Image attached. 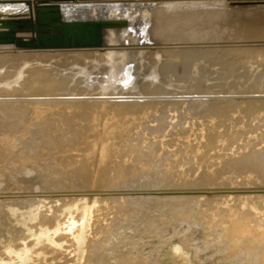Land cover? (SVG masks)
I'll return each mask as SVG.
<instances>
[{"label":"rangeland","instance_id":"rangeland-1","mask_svg":"<svg viewBox=\"0 0 264 264\" xmlns=\"http://www.w3.org/2000/svg\"><path fill=\"white\" fill-rule=\"evenodd\" d=\"M229 9L233 13H231L227 17H222L217 13H212V14L188 13L181 15L175 18L172 22H170V26L171 27L174 26V30L172 31V33H176L177 35H179L180 40L228 38L227 39L228 42L222 40L220 42H217L216 44L203 43V42L185 43L188 41H182L181 43L179 42L165 43L166 47L175 48V49L207 47L209 46V44L211 47L218 46V48L222 49L221 50L222 52L216 51L213 54H206V53L196 54L195 58L192 61V63L194 62L195 67L194 66L193 67L195 71H193L192 75L190 76L189 75L187 77L175 76L172 73L173 69L164 72L163 74L166 75L168 79L172 80V82L170 81L171 82L170 85L172 87L173 93H164V94L153 93L152 95L151 94L143 95L141 93L140 95L139 94H131V95L107 94V96L98 95V94L81 95L78 93L57 94V92L68 91L69 87L65 86L62 87L60 90L52 91L54 92L52 94L51 93L33 94L28 89L23 88L21 83H19L20 85L18 84L19 86H17L14 89L15 92H10V93L7 92L6 94H0V101L28 102V105L29 104L33 105V106L32 105L29 106V109H27L29 111L26 110L24 114L20 116L19 120L15 119L14 121H12V119L10 118L8 119L7 118L8 116H6L3 113V109L0 108V111L2 112L0 121L3 122V123L0 122L3 124L0 125V264H4L6 262V260L3 259H7L5 257L7 255L9 256L8 253L10 251H13V248L14 251L19 248L17 250L19 253L22 252L21 251L22 249L24 250L22 252V256L18 257V255H15L17 259L13 261L14 264H53V263L56 264L55 261H57V264H83V262L84 264H98V262H101V264L104 263L105 264H264V239L258 234L259 232L258 233L253 232V231H257L255 229L259 230L260 227L264 225V174L261 177H259L256 175L255 172L250 170L249 171L245 170L240 173L230 172L229 174V172L225 170L226 171L225 175H228L227 181L228 184L230 185L217 186V185H209L207 183L199 184L195 186H187V187L186 186L177 187L176 186L177 184L174 185V183L177 182L176 180L180 179L181 177H187L194 181L198 178L203 168L202 164L196 160V156H193L191 159H185L183 157L185 156L184 154L187 153L189 150L195 151L197 149V151L195 152L202 151L204 144L209 142L210 139L209 135L211 132H216L218 136L214 138L211 144L212 149L210 151L209 162L207 164V168L210 170L219 161L218 159L222 158L224 154L226 155V153L228 154V156H233L234 154L236 156V154H239L242 151V149L244 150L264 149V146L261 145L264 144L263 142L264 141V134H263L264 133V123H263L264 121V53L260 52L261 54L258 55L256 54L257 56L256 55L250 56V54L246 53L248 56L246 54H244L246 56L244 55L240 56V54L237 53V51L232 52L230 54H225L223 50L224 47L226 48L230 46L239 47V49H242V46H244V44L242 43L239 44V43L243 40L235 39V41H233L234 39L231 40V38L233 37L252 38L255 36L258 37L264 36V20H259L260 24L255 23L256 24L255 26L254 21H256L255 19L256 17L254 18L253 15H245L246 18H243L241 14L234 13V10H232L233 8H229ZM187 26L189 27L186 28ZM176 29L178 30V33L175 32ZM175 37L177 36L174 35L171 37L165 36V38L167 39L170 38L176 39ZM235 42H239V43L234 44ZM15 51L16 50L13 49H0V56L4 54V56H7V60H10L12 63V64L10 62L5 64L4 62L1 63L0 72H4V70L5 71L9 70L10 72L12 68H14L17 71L19 70V68L21 69V67L22 69L20 70V72L22 73L24 72L26 73V75H28L30 71H34L35 69L38 68L42 69L44 67H45L44 69L46 68L48 69L52 68L55 70L65 69L66 71L75 74H85V73L95 74L99 70V65L98 64L96 65L94 61H92V63H87L83 65L75 64V63L63 64L62 61H57L58 56H53L52 57L53 61L38 62V61H34L36 57L34 54H21ZM180 51L181 50L179 49L167 51L166 55L165 56L163 55L162 59H168L169 57L171 59L170 62L175 61L177 64H184L183 62L184 55H181ZM7 54L9 55V57L10 54L13 55L12 57L9 58ZM25 58L26 59L28 58L27 61ZM16 59L18 61H16ZM226 61L227 64L224 65L223 63ZM18 62H21V64H19ZM8 66L10 68H7ZM17 67L18 69H16ZM197 69L198 71H196ZM46 75L55 76L57 78L59 76V74L53 70H48ZM14 80L16 79L12 77L8 81H0V84L2 85L6 82L11 83ZM192 82L194 84L190 85V83ZM191 86L202 87L201 91L203 92H190L192 91ZM226 90H228L229 92H220ZM119 96H122V98H117ZM81 99H85L84 103L82 102L83 104H81L80 102ZM96 99H101V101L95 102ZM120 99H126V100L132 99L137 101L139 104L131 106V108L126 109V111L117 110L119 109ZM165 99L167 101H165ZM191 99H196L201 101L209 100V99L210 100L217 99L220 101L215 102L213 104L211 102L209 104L210 107H208L209 105H207L206 107H202L201 110L199 107L197 108V106H194L192 109H190L188 101H190ZM115 100L118 102H116ZM224 100L227 102L231 100H235V101L238 100L237 101L238 104L237 102L231 104L230 106L232 107H230V111L228 113H224L222 111L220 113L215 114L216 110L214 111L212 110V108H215V106L217 108L219 107L221 108L223 104H225L223 103ZM164 102L165 104H163ZM185 102L186 104H184ZM58 104H60L59 105L60 107L58 106ZM85 104L87 105L83 106ZM145 104H147V106ZM159 104L162 106H160ZM50 105L51 107H48ZM80 105H82L83 107ZM112 105L114 111L113 113L111 112ZM217 105L220 106L218 107ZM45 106H47L49 109L46 108ZM95 106L97 109H94ZM98 106H99V110H98ZM56 107H59L58 109L62 111V112L59 111L60 114ZM84 107H87V109ZM100 107L102 109L104 107L106 112L104 109L103 111L105 113L102 110H100ZM146 107L150 110L153 109V111L156 109L155 110L156 112L155 111L152 112L150 116V111L145 110L149 113V115L147 116V113H145L144 111V109H147ZM30 108H32V110H30ZM78 108L81 110L79 114H78L79 112ZM115 108L117 112L119 111L117 114L114 110ZM186 108L188 113L185 112ZM82 109H84L87 112L88 110H93L92 111L93 115L90 117L92 119H90L89 117H88L89 119H87V116L85 115L86 113ZM203 109L204 110L207 109V111L210 110L213 115L207 116V118L206 117L202 118V116H200L199 113H201V111H204ZM63 110H66L70 114L68 113L69 114L68 115L67 112H65V114H67L65 115ZM54 111H56V113L59 115H57ZM82 111L84 114H82ZM124 111L125 113L122 114ZM27 112L30 113V121L33 120L31 118L35 116L34 121L31 124L32 127L29 124L31 122L28 120V117L26 118V116L29 115ZM98 112H101V114ZM138 112H142V113L144 112V114L146 115L145 118L141 119L142 113L139 114ZM62 113L63 115H61ZM110 113L111 115H113V117L108 115ZM155 113H157L158 115L157 116L153 115ZM186 113L190 117H188ZM54 114H56L57 116L60 115L61 116L57 117ZM77 114L80 115L81 117L80 116L77 117L78 116ZM97 114L98 116L101 115L103 117L106 116V114L108 116L104 117L103 120V117L101 116L98 117ZM130 114L131 115L136 114V116H140V117H138L137 119L135 115H132L133 117L130 116L131 122H129L130 117L129 116L127 117V115ZM144 114H142V116ZM175 114H177L176 117L174 116ZM51 115L54 116L52 117ZM121 115H123V118ZM124 115H125V120H127V122L123 120ZM55 116L58 118L57 119L58 122H60L61 120V119L59 120V118L63 117L62 119L64 121L62 120V122L66 121V125L65 123L64 124L58 123L59 124L58 125ZM70 116H71V120H70ZM93 116L96 117L93 118ZM109 116L112 119H110ZM115 116L116 118L117 117L119 118V116L121 117L120 119L117 118L118 119L117 120L116 118H114ZM42 117L44 119H42ZM64 117L66 118V120ZM155 117L156 119H154ZM105 118L106 119L109 118L111 121L113 120V122L108 121L109 119L105 120ZM146 118L148 119V121ZM164 118L170 120L167 121ZM174 118H176V120ZM188 118H190L189 123L187 121ZM215 118L217 122L215 121ZM77 119L78 120L81 119V121L87 120V122L88 121L91 122L90 123L91 128L90 126L89 128L90 130L92 129V131L93 130L96 131L97 129H100V127H102L101 128L102 133L101 131L99 132L101 133V136H99L98 131L97 133L94 131L95 133L93 134L95 136L93 134H90L92 133V131L88 132L89 128H87L89 122L85 124V121L81 122L78 121ZM93 119L95 121H93ZM97 119L98 122H96ZM25 120L27 122L29 121L28 122L29 125ZM115 120H117V122H115ZM154 120H156L155 124L158 123L157 125L154 124ZM163 120L166 123H164ZM210 120L213 121L210 122ZM36 121L37 122L39 121V124L36 123ZM71 121H75L76 123H78L76 124L75 122H73L75 123L74 125L76 127L72 125ZM100 121H102L101 125L103 126L100 125ZM106 121H108V123H105ZM121 121L123 122V124ZM144 121H146L147 123L150 121V123L152 124L150 123L148 124L152 126L154 125L156 127L154 128L155 130L152 128V126L147 125ZM171 121L174 122L175 124L170 123ZM186 121L188 124H190V126L186 125L187 124ZM191 121H194L192 122L194 123L192 124V126L190 123ZM214 121L216 122L215 124L213 123ZM7 122L8 124H6ZM11 122L13 123L11 124ZM22 122H24V124ZM70 122L72 126L70 125ZM110 122L114 125L111 126L112 128L111 127L109 128ZM118 122H121V124ZM125 122L127 125L125 124ZM135 122L138 123L139 127L142 126L141 129L138 128L136 124H134ZM142 122H144V124L141 125ZM25 123L27 125H25ZM52 123L56 125L55 127L56 130L51 129V128L54 129ZM67 123L69 124V127L70 126L72 127V128L70 127L71 129L68 128ZM114 123H116L117 125ZM129 123L131 124V126L133 124L137 126V127L135 126L134 129L135 132L133 131L135 134H137V136L135 135L137 139L135 138L136 140L134 141L132 140V142L133 143L135 142V144H131V142L130 143L127 142L128 144H131V145H127L126 143L127 139L126 140L124 139L125 142L122 140V142L119 143L118 141H120L121 138L123 137H126L128 138V140L131 141L132 139L131 131L133 130L134 125L132 126L133 128L130 127L132 130L129 129L131 132L130 135L128 133L129 132L128 127L130 126ZM169 123L170 125L168 126L167 124ZM50 124L52 125V127ZM81 124L83 128L79 126ZM164 124H166L167 126ZM177 124H178V128H180L177 133L180 134L179 132H181L184 135L183 136L182 134H180L182 138L183 137L189 138L190 140L189 139L187 140L190 141L189 142L190 144L188 143L187 140L185 141L184 138H183L184 141L181 138L177 139V137L178 138L180 137L179 135H176L177 134L176 131L178 130V128L175 126H177ZM40 125L44 126V130H42L43 127H41ZM45 125H47L48 127H46ZM161 125L164 126L161 128ZM171 125L175 127L176 131ZM235 125L237 127L239 125L240 126L237 128ZM241 125L242 128H246L251 125L249 127V129L250 128L251 129L250 130L248 128L247 130L239 129L241 128ZM29 126L31 127V129H28ZM115 126H118V128H116ZM148 126H150L151 128ZM184 126H186V128L194 127V128H190L192 133L191 131H188V129L183 130L182 128ZM3 127L5 128L3 129ZM61 127L63 131L61 130ZM65 127L68 130L65 129ZM144 127L147 128L146 132L147 131L150 132V133L144 132L147 136L145 134H144L145 136H142L143 135L142 131H145ZM167 127H170L169 128L170 130H167L168 129ZM25 128H27V130H30L27 132V135ZM171 128L175 131L176 134H174V131L171 130ZM233 128H236V130ZM45 129L48 130L50 129L53 135H49L48 133L50 130L48 131ZM80 129L82 130L84 129V131L82 132ZM138 129H140L142 133L139 132ZM152 129L154 131H152ZM162 129L165 130L163 131ZM218 129L221 130L219 131ZM12 130L14 131V133H8V132H13ZM121 130L123 132L128 131L127 132L128 134L126 133L127 134L126 135L124 133L125 136H123V132L121 133ZM185 130H187V132H185ZM200 130L202 131L200 132ZM45 131L48 133L46 134ZM85 131L88 133L87 137L84 134ZM136 131L138 133H136ZM161 131L164 133V136L163 135L161 136L162 134ZM165 131H168L167 133L170 132L169 135L173 134V136L176 135L177 137L176 136L173 137L172 135L168 136L165 133ZM29 132L32 134L31 137ZM64 132H66V134H64ZM153 132H156L158 137L161 138L162 141L165 140V138L170 137L169 139L167 138L168 140L166 139V141H171V142L168 143L165 142V144L166 143L167 144L166 145L164 144L165 146L163 145V147L165 148L169 147L170 149L169 148L168 149L171 151L167 149L164 150V148L162 149L163 151L160 150L159 144H161V148H162V144L164 142L159 143L161 142V139L160 141H158L159 139L155 138L157 135L152 136ZM188 133L190 136L187 135ZM203 133L204 135H202ZM233 134H237L238 136L236 137V139L230 141L229 137L232 136ZM252 134L256 135V137ZM193 135L196 137V139L195 137H193ZM65 136L68 137L66 138V140L65 138H61ZM128 136L131 137V139H129ZM140 136L145 137V140H143L142 137L141 139H139ZM203 136L205 140L202 138ZM84 137L86 138L87 141L85 140ZM98 137L101 138V141ZM117 137H120V139ZM146 137L149 139H146ZM153 137L155 138V143ZM162 137H164V139ZM16 138H18V140ZM89 138H92L90 141L94 140L93 141L94 147H93V143H91L92 144L91 146L93 148H91L90 143H88ZM138 139L140 140V142L145 141L146 143L149 142L150 139H152L153 142L149 143L148 145H146V143L144 142V145L146 146H144L143 147L144 149L142 150V146L140 142L138 143L139 141ZM219 139L221 140V142H219ZM11 140L13 141L11 142ZM97 140H99V143L102 142L100 143V146L99 144L97 145L98 142ZM175 140L177 143H175ZM223 140L224 141L227 140V141L224 142ZM22 141L24 143H21ZM117 142L119 143V145ZM216 142L218 146L215 145ZM103 143H105L107 146L104 145ZM122 143L123 145L125 143L127 145L126 147L128 148L129 146V148L126 150V147L124 146V148L122 149L121 148L123 147ZM153 143L157 145H153ZM176 144L177 145L179 144V147ZM96 145L98 148H96ZM132 145L135 146L136 148L134 149ZM174 145L177 146L176 150H174L175 149ZM94 148L100 149L98 150L97 154L95 152L96 149ZM140 148L141 151L143 152V153L141 151L139 152L141 155L137 153L140 150ZM91 149H94V151H92ZM121 150L124 152V154L122 153ZM148 150H149V154H148ZM102 151L104 152V154ZM117 151L119 152L118 154ZM131 151L136 155L135 154L131 155L132 154ZM230 153H232L233 155ZM98 155L99 157L97 162V158L95 157ZM130 155L132 156V160ZM161 156L163 157L164 161L161 158ZM174 156L178 158H174ZM128 157H130L129 160H127ZM197 157L199 158V156ZM94 158H95V162L94 160H90ZM118 158H121L120 163L122 164L119 163L120 159ZM80 160L87 161L88 163H90L89 173L85 172L83 174H80L78 171L76 172V168H77L76 165L77 162ZM114 160L115 161L118 160V162H115ZM134 160L136 162H134ZM100 163L103 164L101 165ZM116 163L120 165L118 164L116 165ZM92 164L94 166L93 168H91ZM108 164L111 167L108 166ZM112 165L115 167H113ZM121 165L123 167L134 166L135 170L127 178H124L123 180L121 179L118 183L113 184L116 186L110 188H100L101 185L106 183L104 182L106 181L105 178L109 177L110 173L115 168H120L119 166ZM100 166H104V167H100ZM228 168L232 169V167H228ZM45 171L48 172L46 173ZM49 171L51 172L49 173ZM71 171L73 172L72 175L69 174ZM171 172L175 173V177L174 179H172L175 182H173L170 178H167L168 175L170 176L171 174H173ZM69 181L73 184H70ZM75 182L79 183L83 187H88V189L70 188L74 185ZM201 183H205V181H202ZM245 183H249L250 185L248 186L240 185ZM30 185H33L34 187L32 188V186ZM29 186L31 189L28 188ZM62 186L65 188H63ZM66 186H68L67 188L69 189H66ZM183 190H185L188 193H186ZM251 190L253 191V193ZM248 191L249 192L251 191V193L249 194ZM183 192L185 193L183 194ZM260 193L263 194L261 196L254 195ZM108 194L115 196V200H114L115 204H118L120 207L116 205L117 208L115 209L116 210L118 209L117 211L115 209L114 211H109L110 214L114 213L112 215H110L108 212L109 216H106L107 213L106 214L104 213V219L106 220L107 218V221L110 224V228L108 227L107 230L105 229L106 227L105 225L107 224V226H109V224L106 221V224H104L103 226L105 220L101 219L103 216L97 215L98 205L94 199L96 197L102 198V196L104 197L105 195ZM56 196H58V198ZM212 197L215 198L220 197V199L218 200V202H216L214 206L207 208L206 203ZM103 199L111 201V199H107L106 197H104ZM63 200L65 202H63ZM67 200H69L71 204H69L70 202ZM237 200L239 201L238 202L239 204L238 203L233 204ZM256 200L262 202V206L261 205L258 206V204H256ZM247 204L250 205L249 208H252L251 212L247 213V217L249 219L250 225L253 228L252 229L253 231L251 232L238 231L234 234L229 233L225 220L219 217L220 214L218 212L220 211V209L221 210L231 209L232 214H238L239 212L242 213L244 209H247L246 208ZM139 215L141 216L139 217ZM116 216L118 218H116ZM120 217L122 218V220ZM103 220L104 222H102ZM128 220H130V222ZM100 222H102L101 223L102 225L100 224V226L98 225L99 227H97L96 224H99ZM154 224L156 225L154 226ZM94 227L95 230H93ZM99 228L102 231L101 233L99 232L100 231ZM92 230L93 232L91 233L93 235H96L94 237L92 234H90V231ZM115 230L116 232H114ZM151 230L153 232H151ZM51 232L52 234H50ZM84 232L85 235L87 233L86 236H84ZM58 233H60L61 235L59 234L58 236ZM76 235L78 237H76ZM61 239L63 240V242H61L62 241ZM69 239L70 240L74 239V240L70 241ZM97 240H99V243L102 242L103 245L102 244L99 245ZM90 241L92 242L90 243ZM40 245L42 246L41 248ZM85 246L90 247V249L86 248ZM47 249H50L53 253H50L51 255L50 254L46 255V253L48 254L49 252H51L50 250ZM42 250L44 251L47 250V251L43 253ZM83 250L86 251L85 252L86 254H83L84 252ZM59 252H61V254ZM93 253H95L96 255ZM98 254H101V256L99 255L101 258H98L99 257ZM33 256L35 259L33 258ZM53 258L55 260H53ZM88 259H90L89 260L90 262H86V260ZM67 260L70 261L68 262Z\"/></svg>","mask_w":264,"mask_h":264},{"label":"bare ground","instance_id":"bare-ground-1","mask_svg":"<svg viewBox=\"0 0 264 264\" xmlns=\"http://www.w3.org/2000/svg\"><path fill=\"white\" fill-rule=\"evenodd\" d=\"M126 1V3H120V2H125ZM254 1V3H252V0H97V1H84V0H67V1H52V2H47V4H57L58 5V8H59V10H60V13H61V19L62 20H100V19H109V20H124V24H113V25H111V26H105V27H102L101 28V42H100V44L99 45H88V46H80V47H63V48H46V47H19V46H16L14 43H4V42H0V49H13V50H16L17 52H19V53H21V54H34L36 57H35V59H34V61H38V62H45V61H53L52 59V57L53 56H58V60L57 61H62L63 62V64H65V63H75V64H80V65H83V64H87V63H92V61H94L95 63H96V65L98 64L99 65V70L95 73V74H93V73H85V74H75V73H71V72H68V71H66L65 69L64 70H55V69H52V68H50V69H48V68H46V69H44V68H42V69H40V68H38V69H35L34 71H30L29 72V74L28 75H26V73H22V72H20V70L22 69V67H21V69L19 68V70H15L14 68H12L11 70H10V72H9V70H4V72H0V81H8L10 78H12V77H14V79H16V80H14L13 82H11V83H8V82H6V83H4V84H0V94H6L7 92H15L14 91V89L17 87V86H19L20 84L19 83H21V85H22V87L23 88H25V89H28L29 91H31L33 94H48V93H54V92H52V91H55V90H60L62 87H69V90L68 91H65V92H57V94L59 93H61V94H76V93H78V94H98V95H106L107 96V94H110V95H113V94H117V95H128V94H139L140 95V93L141 94H153V93H157V94H164V93H173L172 92V87H171V85H170V83L172 82V80L171 79H168L167 78V76L166 75H164L163 73L164 72H166L167 70H171V69H173V71H172V73L175 75V76H182V77H187L188 75L190 76V75H192V72L193 71H195V69H194V62L192 63V61H193V59L195 58V55L196 54H213V53H215L216 51H218V52H222L221 50L222 49H220V48H218V46H216V47H211L210 46V44H209V46H207V47H199V48H170V47H166L165 46V43H171V42H179V43H181L182 41H188V42H185V43H197V42H203V43H217V42H220V41H222V40H225V41H227V39L228 38H225V39H216V38H206V39H194V40H180V36L179 35H177L176 33H172V31L174 30V26H170V22H172L175 18H177V17H179V16H181V15H184V14H188V13H190V14H193V13H205V14H212V13H217V14H219L220 16H222V17H227L228 15H230L231 13H233V12H231L230 11V9L229 8H233L232 10H234V13H236V14H241L242 16H243V18H246L245 17V15H253V17L256 19V21H254V25L256 26V24L255 23H259L260 24V21L259 20H264V0H253ZM258 2H262V3H258ZM38 4H41L40 2H37V0H0V20H2L3 18L4 19H9L8 20V22H6L5 24H7V25H9V24H12L11 22H9V21H12V20H18V19H29V20H35L36 19V15H37V5ZM103 4H105V7H110L109 8V10L108 11H104V12H101L100 11V9H101V6L103 5ZM135 5V7H133V8H131V10H128V11H124V9L123 8H121V7H124V8H126V7H128V5ZM151 4H154V6L153 7H151V8H149V5H151ZM66 5H74V6H76V5H78V6H81V5H84V6H82V7H73V8H70V7H66ZM113 6V7H112ZM114 6H117V7H114ZM144 7V8H143ZM142 8V9H141ZM11 14H14V15H11ZM1 23V22H0ZM13 28H10V31L12 32L11 34H0V36H2V37H7V36H11V38H18L19 40L20 39H32V36L35 34V32L32 30V29H25V30H23V29H20L19 27H17V26H12ZM189 26H187L186 28H188ZM197 28H198V26H197ZM3 29H6V28H0V30H3ZM15 29H18L17 31H15ZM175 32H177L178 33V30L176 29V31ZM177 36V37H175L176 39H173V38H170V39H167V38H165V36H169V37H171V36ZM203 36V35H202ZM232 39H234L233 41H235V39L236 40H243V41H241L240 43L239 42H235L234 44H236V43H239V44H244V46H242V49H239V47H224V52H225V54H230V53H232V52H235V51H237V53H239L240 54V56L241 55H244V54H246V53H248V54H250V56H253V55H258V54H261L260 52H262V53H264V36H255V37H250V38H240V37H233V38H231V40ZM244 39H246V40H244ZM230 40V39H229ZM230 40V41H231ZM39 42H38V44L37 45H39V46H41V45H45L46 43L44 42V40H42V38H39V40H38ZM224 42V41H223ZM228 42V41H227ZM221 44H223V43H221ZM231 44V43H230ZM206 45V44H205ZM238 45V44H237ZM253 45V46H252ZM173 46H174V44H173ZM188 46V45H187ZM222 46V45H221ZM259 46V47H258ZM254 48V49H253ZM177 49H179V50H181L180 51V54L181 55H184L183 56V62H184V64H177L175 61H172V62H170L171 61V59L168 57V59H162V57H163V55L165 56L166 55V52L167 51H170V50H177ZM3 51V50H2ZM8 51V50H7ZM15 51V52H16ZM7 53V52H6ZM220 54V53H219ZM8 55V54H7ZM13 55V54H12ZM12 55L10 54V57H12ZM247 55V54H246ZM246 55H244V56H246ZM256 55V56H257ZM23 56V55H22ZM217 56H219V55H217ZM248 56V55H247ZM8 57H9V55H8ZM9 57V58H10ZM27 57V56H26ZM11 59H13V58H11ZM22 59V58H21ZM26 59V58H25ZM28 59V58H27ZM27 59H26V61H27ZM7 56H4V54L2 55V56H0V64L1 63H3L4 62V64L5 63H8V62H10L11 63V61L10 60H7ZM23 60V59H22ZM16 61H18L17 59H16ZM25 61V60H24ZM25 61V62H26ZM55 61V60H54ZM66 61V62H65ZM68 61V62H67ZM19 64H21V62H18ZM12 64V63H11ZM17 64V63H16ZM24 64V63H23ZM34 64V63H33ZM224 65H226L227 64V61L226 62H224L223 63ZM7 66V65H6ZM13 66V65H12ZM26 66V65H25ZM25 66H23V67H25ZM194 66V67H193ZM27 67V66H26ZM132 67H133V69H132ZM7 68H10L9 66L7 67ZM200 68V67H199ZM198 68V69H199ZM16 69H18V67L16 68ZM198 69L196 70V71H198ZM25 70V69H24ZM48 70H53V71H55V72H57L58 74H59V76H58V78L57 77H55V76H47L46 74H47V71ZM203 72H204V70H203ZM168 74V73H167ZM170 74V73H169ZM22 75V76H21ZM258 76V75H257ZM163 80V81H162ZM162 81V82H161ZM171 81V82H170ZM19 84V85H18ZM192 84H194L193 82L192 83H190V85H192ZM201 89H202V87H198V86H191V90L192 91H190V92H203V91H201ZM174 90V89H173ZM205 92H208V91H205ZM220 92H229L228 90H226V91H220ZM156 95V94H155ZM168 95V94H167ZM72 96V95H71ZM85 96V95H84ZM95 97V96H94ZM117 98H122V96H119V97H117ZM164 99V98H163ZM111 100V99H110ZM114 100V99H113ZM226 100V99H225ZM223 101V103H225V104H223V106H225V107H219L218 105V107L219 108H217L216 106H215V108H212V110H216V112H215V114H217V113H220V112H224V113H228L229 111H230V107H232V106H230L231 104H233V103H236L237 101H235V100H231V101ZM84 101H85V99H81L80 100V102H81V104H83L84 103ZM89 101V100H88ZM101 101V99H96L95 100V102H100ZM116 101V100H115ZM165 101H167L166 99H165ZM220 100H217V99H212V100H204V101H201V100H196V99H191L190 101H188V103H189V107H190V109H192L194 106H197V108L199 107L200 109L202 108V107H206L207 105H209L211 102H212V104L213 103H215V102H219ZM83 102V103H82ZM116 102H118V101H116ZM120 105H119V109H117V110H125L126 111V109H129V108H131V106H133V105H138L139 103L137 102V101H135V100H132V99H120ZM142 102V101H141ZM87 103V102H86ZM104 103V102H103ZM102 103V104H103ZM162 103V102H161ZM176 103H178V102H176ZM117 104V103H116ZM163 104H165V102L163 103ZM184 104H186V102L184 103ZM237 104H238V102H237ZM28 102H7V101H0V108L1 109H3V113L6 115V116H8L7 118L9 119H12V121H14L15 119H20V116L22 115V114H24V112L27 110V109H29V106L30 105H32V104H29L28 106ZM36 105V104H35ZM60 104H58V106H59ZM87 104H85V105H83V106H86ZM94 105H96V104H94ZM106 105V104H105ZM146 106H147V104H145ZM160 105V104H159ZM158 105V106H159ZM33 106V105H32ZM80 106H82V105H80ZM79 106V107H80ZM82 106V107H83ZM93 106V105H92ZM156 106V105H155ZM160 106H162V105H160ZM46 108H48V107H51V105L50 106H45ZM60 107V106H59ZM59 107H56L57 109L59 108ZM64 107V106H63ZM101 107H102V105H101ZM100 107V110H102L103 111V109H104V107H103V109ZM114 107H116V106H114ZM149 107H150V105H149ZM185 107V106H184ZM208 107H210V105L208 106ZM207 107V108H208ZM241 107V106H240ZM36 108H38V107H36ZM56 108H55V110H56ZM76 108H77V105H76ZM84 108H86L87 109V107H84ZM111 108V107H110ZM116 108H118V107H116ZM116 108L114 109L115 110V112H116V114L119 112H117L116 111ZM147 108V107H146ZM49 109V108H48ZM53 109V108H52ZM79 109V108H78ZM77 109V110H78ZM89 109V108H88ZM91 109V108H90ZM94 109H97L96 108V106H95V108ZM139 109V108H138ZM144 109V108H143ZM205 109V108H204ZM203 109V110H204ZM236 109V108H235ZM30 110H32V108H30ZM86 114V116H87V119H89L93 114H92V111L93 110H88V112L87 111H85L84 109H82ZM98 110H99V106H98ZM105 110V109H104ZM108 110V109H107ZM145 110H149L150 111V116H151V113L152 112H154L153 111V109H144V111ZM202 110V109H201ZM27 111H29V110H27ZM60 110L58 109V112H59ZM64 111V114H65V112H67L66 110H63ZM83 111H82V114H84L83 113ZM97 111V110H96ZM101 111V112H102ZM125 111L122 113V114H124L125 113ZM147 111H145V113H147V116L149 115V113L147 112ZM252 111V110H251ZM37 112V111H36ZM55 113H56V111H54ZM60 112H62V111H60ZM60 112H59V114H60ZM75 112H77V111H75ZM75 112H73V113H75ZM81 112V110L79 109V112H78V114ZM94 112H95V110H94ZM101 112H98V113H100L101 114ZM104 112V111H103ZM102 112V113H103ZM105 112H106V110H105ZM104 112V113H105ZM111 112L113 113L114 111H113V105H112V109H111ZM137 112V111H136ZM156 112V111H155ZM165 112H167V111H165ZM182 112H183V110H182ZM185 112H187L188 113V111H187V108L185 109ZM199 112H200V110H199ZM232 112V111H231ZM2 112L0 111V117L2 116V114H1ZM29 115H27L26 116V118L28 117V120L30 121V113L29 112H27ZM27 113H25V114H27ZM69 112H67V114H68ZM132 113V112H131ZM135 113V112H134ZM139 114H141L142 112H138ZM157 113H159V112H157ZM157 113H155V114H153V115H155V116H157L158 114ZM186 113V114H187ZM233 113V112H232ZM231 113V114H232ZM57 114V113H56ZM56 114H54V115H56ZM59 114H57V115H59ZM67 114H65V115H67ZM70 114V113H69ZM68 114V115H69ZM77 114V115H78ZM81 114V115H82ZM99 114V115H100ZM129 114V113H128ZM142 114H144V112L142 113ZM142 114H141V119H143V118H145V114L142 116ZM184 114V113H183ZM185 114V115H186ZM234 114V113H233ZM54 115H51L52 117L54 116ZM56 115V116H57ZM61 115H63V113L61 114ZM60 115V116H61ZM72 115V114H71ZM108 115H110L111 117H113V115H111V113L110 114H108ZM107 114H106V116H104V117H107L108 116ZM114 115H115V113H114ZM120 115V114H119ZM126 115V114H125ZM125 115H124V119L123 120H125ZM132 115H135L136 116V114H132ZM131 114L130 115H127V117L129 116H131V117H133ZM176 115L177 114H175L174 116L176 117ZM196 115V114H195ZM199 115L200 116H202V118H207V116H212L213 114L211 113V111L209 110V111H207V109L206 110H204V111H201V113H199ZM46 116V115H45ZM55 116V117H56ZM60 116H57V117H60ZM80 115H78L77 117H79ZM84 116V115H83ZM86 116H85V118H86ZM97 116H98V114H97ZM101 116V115H100ZM100 116H98V117H100ZM110 116H109V118H110ZM122 116V118H123V115H121ZM121 116H119V118L118 119H120V117ZM168 116V115H167ZM187 116L188 117H190L188 114H187ZM32 117V116H31ZM34 117L35 116H33V118H31V119H33V120H31L30 122L31 123H29L30 125L32 124V122L34 121ZM54 117V118H55ZM56 117V120L58 119ZM81 117V116H80ZM89 117V118H88ZM96 116H93V118H95ZM101 117H103V116H101ZM104 117H103V120H104ZM126 117V118H127ZM131 117H130V119H129V122H131ZM138 117H140V116H136V118L138 119ZM14 118V119H13ZM63 118V117H62ZM62 118H59V120H60V122H58V120L56 121L57 122V124L59 123V124H64L65 123V125H66V121L65 122H62ZM65 118V117H64ZM109 118H105V120H108ZM114 118H116V116L114 117ZM116 118V119H117ZM148 118V117H147ZM146 118V119H147ZM192 118V117H191ZM211 118V117H210ZM225 118V117H224ZM42 119H44L43 117H42ZM46 119H47V117H46ZM53 119V118H52ZM90 119H92V118H90ZM100 119V118H99ZM102 119V118H101ZM110 119H112V118H110ZM108 120V121H111V120ZM117 119V120H118ZM137 119H134V120H137ZM140 119V118H139ZM140 119V120H141ZM154 119H156V117L154 118ZM165 119V118H164ZM175 120H176V118H174ZM190 118H188V123H189V120ZM195 119V118H194ZM197 119V118H196ZM212 119V118H211ZM55 120V119H54ZM65 120H66V118H65ZM70 120H71V116H70ZM74 120H76V119H74ZM78 120V119H77ZM117 120H115V122H117ZM145 120V119H144ZM165 120H167V119H165ZM170 119H168L167 121H169ZM185 120V119H184ZM192 120V119H191ZM207 120V119H206ZM214 120V119H213ZM212 120V121H213ZM245 120V119H244ZM26 121V120H25ZM24 121V122H25ZM28 121V122H29ZM43 121H46V120H43ZM42 121V122H43ZM47 121H49V120H47ZM64 121V120H63ZM67 121H68V119H67ZM78 121H81V119L80 120H78ZM85 121V120H84ZM84 121H81V122H84ZM92 121V120H91ZM93 121H95L94 119H93ZM108 121H106L105 123H108ZM126 122H127V120H125ZM147 121H148V119H147ZM164 121V120H163ZM187 121H186V123H187ZM211 120H210V122H212ZM215 121H216V118H215ZM213 122L214 124L217 122ZM258 121V120H257ZM0 122H2V121H0ZM6 122V121H5ZM24 122H22L23 124H24ZM27 122V121H26ZM28 122H27V124H28ZM41 122V123H42ZM51 122V121H50ZM53 122H55V121H53ZM72 122V125H74L76 122L75 121H71ZM71 122H70V125H71ZM73 122H75V123H73ZM89 122V121H88ZM87 122V120L85 121V124L86 123H88ZM96 122H98V119H97V121ZM111 122H113V120L111 121ZM110 122V125H109V128L111 127V126H114L112 123ZM122 122V121H121ZM121 122H118V123H120L121 124ZM126 122H125V124H126ZM147 125H150V124H152V123H150V121L148 122V123H150V124H148L146 121H144ZM144 122H142L141 123V125L142 124H144ZM192 122H194V121H191L190 123H191V126H192V124H194V123H192ZM199 122V121H198ZM205 122V121H204ZM243 122V121H242ZM245 122V121H244ZM3 123V122H2ZM2 123H0V125L2 124ZM13 122H11V124H12ZM36 123H38L39 124V121L37 122L36 121ZM35 123V124H36ZM40 123V124H41ZM44 123V122H43ZM91 122H89L88 123V127L87 128H89V126L91 125L90 124ZM101 123H102V121H100V125H101ZM156 123V120H154V124ZM164 123H166L165 121H164ZM170 123H173V124H175L174 122H170ZM170 123L169 124H167L168 126L170 125ZM185 123V124H186ZM186 124V125H188V126H190V124ZM200 123V122H199ZM201 123H202V121H201ZM206 123V122H205ZM204 123V124H205ZM219 123V122H218ZM255 123V122H254ZM263 123H264V121H263ZM5 124V123H4ZM6 124H8V122L6 123ZM22 124V125H23ZM26 123H25V125H27ZM28 124V125H29ZM34 124V123H33ZM47 124H49V123H47ZM53 124V123H52ZM58 124V125H59ZM68 124V123H67ZM76 124H78V123H76ZM83 124V123H82ZM82 124L81 125H79V126H81L82 127ZM112 124V125H111ZM114 124H116V123H114ZM119 124V125H120ZM122 124H123V122H122ZM130 124V123H129ZM134 124H136L137 126H138V123H134ZM133 124V125H134ZM158 124V123H157ZM157 124H155V125H157ZM242 124H244V123H242ZM252 124V123H251ZM3 125V124H2ZM51 125V124H50ZM64 125V126H65ZM71 125V126H72ZM84 125V124H83ZM92 125H93V122H92ZM96 125H97V123H96ZM117 125V124H116ZM127 125V124H126ZM125 125V126H126ZM132 125V126H133ZM136 125H134V128L131 126V124H130V126L128 127V130L129 129H131L130 127H132L133 128V130L130 132V130H129V134L131 133L132 134V139H131V137H129V139H131V141L130 140H128V138H126V137H123V138H121V140L120 141H118L119 143H121L122 142V140L124 141V139L126 140L127 139V141H126V143L128 142V143H130L131 142V144H135V142L133 143L132 142V140L134 141V140H136L137 138H136V136H137V134H135L134 132H135V126ZM164 125H166V124H164ZM163 125V126H164ZM166 125V126H167ZM233 125H234V123H233ZM38 126V125H37ZM41 127H43V129L42 130H44V126H42V125H40ZM46 127H48L47 125H45ZM60 126H62V125H60ZM68 126V128L69 129H71L70 127H69V124L67 125ZM101 126H103V125H101ZM107 126V125H106ZM105 126V127H106ZM136 126V127H137ZM150 126H152V125H150ZM150 126H148V127H150ZM162 125H161V128L163 127ZM172 127H173V125H171ZM170 126V127H171ZM175 126V125H174ZM236 126V125H235ZM240 126V125H239ZM238 126V127H239ZM244 126V125H243ZM251 126V125H250ZM249 126V127H250ZM19 127V126H18ZM31 127H32V125H31ZM31 127L29 126V128L28 129H31ZM51 127H52V125H51ZM53 127H54V129L53 128H51L52 130H56L55 129V127H56V125L55 124H53ZM59 127V126H58ZM74 127H76L75 125H74ZM94 127H96V126H94ZM116 128H118V126H115ZM120 127V126H119ZM142 127V126H141ZM141 127H139L138 126V128H140L141 129ZM170 127H167L168 129L167 130H170L169 128ZM175 127H177L178 128V124H177V126H175ZM175 127H173L174 129H175ZM185 127V128H184ZM182 129L184 130V129H188V131H191V129L190 128H194L195 127V125H194V127H188V128H186V126H184ZM203 127V126H202ZM237 127V126H236ZM237 127V128H238ZM249 127H246V128H242V125H241V128H239V129H246L247 130V128L249 129ZM5 127H3V129H4ZM7 128V127H6ZM27 128H25L26 130V135H27V132L28 131H30V130H27ZM78 128V127H77ZM77 128H74V129H77ZM83 128V127H82ZM90 128H91V126H90ZM90 128H89V130H88V132L89 131H92V129L90 130ZM93 128V127H92ZM102 127H100V129H101ZM112 128V127H111ZM116 128H114V129H116ZM125 128V127H124ZM124 128H122V129H124ZM145 128V127H144ZM151 128V127H150ZM149 128V129H150ZM152 128L154 129V128H156L154 125L152 126ZM159 128V127H158ZM200 128V127H199ZM33 129V128H32ZM34 129H36V128H34ZM65 129H67L66 127H65ZM100 129H97L96 131L95 130H93L92 131V133H90V134H93V133H97V131H98V134H99V136H101V133H102V129L100 130ZM121 129V128H120ZM140 129H138L139 130V132H141V130ZM152 129V131H154ZM179 129L180 128H178V130L176 131V129H175V131H176V133L179 131ZM222 129V128H221ZM221 129H218L219 131L221 130ZM230 129H231V127H230ZM233 129H235L236 130V128H233ZM232 129V130H233ZM251 129V128H250ZM249 129V130H250ZM7 130V129H6ZM45 130H48V129H45ZM50 130V129H49ZM48 130V131H49ZM61 130H62V127H61ZM68 130V129H67ZM79 130V129H78ZM82 132L84 131V129L82 130V129H80ZM118 130V129H117ZM137 130V129H136ZM144 130V129H143ZM146 130H147V128H145V131H142L143 132V135L142 136H145L146 134L145 133H147L146 132ZM163 130V129H162ZM165 130V129H164ZM163 130V131H164ZM171 130H173L172 128H171ZM183 130H182V132H183ZM199 130V129H198ZM197 130V131H198ZM203 130V129H202ZM202 130H200V132L202 131ZM208 130H210V129H208ZM217 130V131H218ZM13 131V130H12ZM23 131V130H22ZM63 131V130H62ZM72 131H73V129H72ZM95 131V132H94ZM101 131V133H99ZM103 131H104V129H103ZM106 131V130H105ZM134 131V132H133ZM174 131V130H173ZM175 131H174V134H176L175 133ZM229 131V130H228ZM262 131V130H261ZM46 132V131H45ZM51 130L49 131V133L48 132H46V134L48 133L49 135H53V133L51 132ZM55 132V131H54ZM71 132V131H70ZM86 132V131H85ZM84 132V134H85V136L87 137V132L85 133ZM123 131L121 130V133H122ZM127 132H123V136H125L124 135V133L126 134ZM141 132V133H142ZM145 132V133H144ZM162 132V131H161ZM168 131H165V133L168 135V136H173V134H171V135H169L170 134V132L169 133H167ZM185 132H187V130H185ZM203 132H205V131H203ZM235 132V131H234ZM258 132V131H257ZM256 132V133H257ZM3 133H5V132H3ZM7 133V132H6ZM8 133H14V131L13 132H8ZM30 133V132H29ZM106 133V132H105ZM117 133V132H116ZM127 133V134H128ZM136 133H138L137 131H136ZM148 133H150V132H148ZM155 133V134H154ZM159 133V132H158ZM180 134H182L181 132H179ZM191 133H192V131H191ZM196 133V132H195ZM195 133H193V134H195ZM243 133H245V132H243ZM2 134V133H1ZM64 134H66V132H64ZM69 134H71V133H69ZM73 134V133H72ZM80 134V133H79ZM89 134V135H90ZM114 134V133H113ZM126 134V135H127ZM134 134V135H133ZM145 134V135H144ZM161 134V133H160ZM159 134V135H160ZM180 134H176V135H179L180 137L178 138L176 135V137H177V139H183L182 138V136L180 135ZM220 134V133H219ZM264 134V133H263ZM11 135H13V134H11ZM11 135H9V136H11ZM31 133H30V137H31ZM39 135V134H38ZM48 135V136H49ZM82 135V134H81ZM94 135V134H93ZM97 135V134H96ZM136 135V136H135ZM151 135H152V133H151ZM154 135H157V133L156 132H153V135L152 136H154ZM164 136V133L162 132V134H161V136ZM183 135V134H182ZM187 135H189V133L187 134ZM198 135V134H197ZM202 135H204V133L202 134ZM202 135H200V136H202ZM230 135V134H229ZM251 135V134H250ZM250 135H249V137H250ZM252 135H254V134H252ZM77 136V135H76ZM84 136V135H83ZM95 136V135H94ZM116 136H117V134H116ZM122 136V135H121ZM135 136V137H134ZM142 136H140V138L139 139H141V137ZM147 136V135H146ZM149 136H150V134H149ZM148 136V137H149ZM151 136V137H152ZM166 136V135H165ZM175 136H173V137H175ZM184 136V135H183ZM190 136V135H189ZM218 136V134H216V132H211L210 133V135H209V142H207L206 144H204V147H203V149H202V151H199V152H195V151H197V149L194 151V150H189L187 153H185L184 155V157L183 158H185V159H191L193 156H196V160L197 161H199L201 164H202V170H201V172H200V174H199V176H198V178L194 181V180H192V179H190V178H187V177H181L180 179H178V180H176L177 182H175V181H173L172 179H174V177H175V173L174 172H171V173H173V174H171L170 176L168 175V177L167 178H170L173 182H175L174 183V185H176L177 187H179V186H195V185H199V184H209V185H217V186H224V185H230V184H228V181H227V179H228V175H225V172L227 171V172H229V174H230V172H235V173H240V172H243V171H245V170H250V171H253V172H255L256 173V175L257 176H259V177H261L263 174H264V149H260V150H250V149H246V150H244V149H242V151L239 153V154H236V156H235V154L233 155L232 153H230V154H232L233 156H228V154L226 153V155L224 156L223 155V157L222 158H217L219 161L212 167V169L210 170V169H208L207 168V164H208V162H209V156H210V151H211V149H212V142H213V140H214V138H216ZM238 135L237 134H233L232 136H230L229 137V140L230 141H232V140H234V139H236V137H237ZM246 136V135H245ZM255 137H256V135H254ZM52 137V136H51ZM79 137V136H78ZM158 137V135L155 137L156 139H159L158 141H160V139L161 138H157ZM167 137V136H166ZM193 137H195L194 135H193ZM199 137V136H198ZM253 137V136H252ZM257 137H259V136H257ZM61 138H65V140H66V138H68L67 136H65V137H61ZM73 138H74V136H73ZM85 138V137H84ZM99 138V137H98ZM97 138V139H98ZM112 138V137H111ZM117 138H119L120 139V137H117ZM136 138V139H135ZM150 138V137H149ZM149 138H147L146 137V139H149ZM155 138L153 137V140H154V143H155ZM163 139H164V137H162ZM168 138V137H167ZM167 138H165V140H163L162 141V139H161V142H159V143H163L162 144V148H161V144H159L160 146H159V148H160V150H162L163 148H164V150H169L170 148L168 147V146H166V147H168V148H165V147H163V145L165 144V142H171V141H166V139ZM170 138V137H169ZM168 138V139H169ZM172 138V137H171ZM203 139H204V136L202 137ZM223 138V137H222ZM228 138V137H227ZM17 140H18V138H16ZM20 139V138H19ZM54 139V138H53ZM92 138H89V141H88V143H90V147L91 148H93L94 147V140L93 141H90ZM93 139H94V137H93ZM100 139V141H101V138H99ZM138 139V140H139ZM142 139L143 140H145V137H142ZM167 139V140H168ZM185 139V141L187 140V139H189V138H184ZM184 139H183V141H184ZM195 139H196V137H195ZM201 139V138H200ZM203 139H202V141H203ZM248 139V138H247ZM252 139V138H251ZM257 139V138H256ZM23 140V139H22ZM52 140V139H51ZM84 140V139H83ZM82 140V141H83ZM85 140H86V138H85ZM137 140V141H138ZM190 140V139H189ZM189 140H187L188 141V143L190 142ZM199 140V139H198ZM205 140V139H204ZM228 140V141H229ZM13 140H11V142H12ZM24 141H26V140H24ZM87 141V140H86ZM96 141V140H95ZM98 142H97V145L99 144V146H100V143H102V142H100L99 143V140H97ZM106 141H107V139H106ZM148 141V140H147ZM157 141V140H156ZM174 141V140H173ZM201 141V140H200ZM218 141V140H217ZM224 141V140H223ZM225 141H227V140H225ZM224 141V142H225ZM240 141V140H239ZM247 141V140H246ZM257 141V140H256ZM260 141V140H259ZM28 142V141H27ZM85 142V141H84ZM104 142V141H103ZM117 142V143H118ZM125 142V141H124ZM140 142V140L138 141V143ZM142 142L143 141H141L140 142V144H141V146H142V150L144 149L143 147L144 146H146V145H148L149 143H151V142H153L152 141V139H150L149 140V142H145L146 143V145H144V142H143V144H142ZM219 142H221V140L219 139ZM218 142V143H219ZM264 142V141H263ZM10 143V142H9ZM21 143H24L23 141L21 142ZM29 143V142H28ZM30 143H32V142H30ZM43 143V142H42ZM91 143H93V147L91 146L92 144ZM116 143V144H117ZM119 143H118V145H119ZM127 143V145H131V144H128ZM137 143V142H136ZM153 143V145H157V144H154ZM157 143V142H156ZM166 143V144H167ZM175 143H177L176 142V140H175ZM186 143V142H185ZM193 143V142H192ZM191 143V144H192ZM199 143V142H198ZM239 143V142H238ZM11 144V143H10ZM104 145H106L105 143H103ZM165 144V145H166ZM190 144V143H189ZM200 144V143H199ZM220 144V143H219ZM225 144V143H224ZM97 145H96V148H98L97 147ZM102 145V144H101ZM121 145V144H120ZM125 143H124V145H123V143H122V146L123 147H121V146H119V147H121L122 149L124 148V146L126 147L127 146ZM152 145V144H151ZM164 145V146H165ZM177 145V144H176ZM215 145H217L218 146V144H217V142H216V144ZM221 145H222V143H221ZM245 145V144H244ZM261 145H263L264 146V144H261ZM25 146V145H24ZM23 146V147H24ZM107 146V145H106ZM138 146H139V144H138ZM138 146H137V149H138ZM172 146V145H171ZM178 147H179V144L177 145ZM177 146H175L174 145V147H175V149L174 150H176L177 148ZM184 146V145H183ZM183 146H182V148H183ZM188 146V145H187ZM225 146V145H224ZM234 146V145H233ZM235 146H236V144H235ZM132 147H134V149L136 148L135 146H133L132 145ZM131 147V148H132ZM152 147V146H151ZM258 147V146H257ZM32 148V147H31ZM96 148H94V149H96ZM104 148V147H103ZM106 148V147H105ZM110 148V147H109ZM128 148H129V146H128ZM127 147H126V150L128 149ZM146 148V147H145ZM149 148V147H148ZM181 148V147H180ZM179 148V149H180ZM185 148V147H184ZM197 148V147H196ZM222 148V147H221ZM232 148V147H231ZM261 148V147H260ZM94 149H91L92 151H94ZM172 149V150H173ZM187 149V148H186ZM190 149V148H189ZM223 149V148H222ZM226 149V148H225ZM256 149V148H255ZM98 150H100V149H96L95 150V152H96V154H97V152H98ZM104 150V149H103ZM125 150V151H126ZM131 150V149H130ZM133 150V149H132ZM173 150V151H174ZM216 150H217V148H216ZM219 150V149H218ZM233 150V149H232ZM240 150V149H239ZM122 151V150H121ZM120 151V152H121ZM134 151V150H133ZM141 151V148H140V150L137 152V153H139ZM145 151V150H144ZM147 151V150H146ZM153 151V150H152ZM163 151V150H162ZM169 151H171V150H169ZM168 151V152H169ZM186 151V150H185ZM101 152V151H100ZM103 152V151H102ZM142 152V151H141ZM161 152V151H160ZM159 152V153H160ZM215 152V151H214ZM223 152V151H222ZM229 152V151H228ZM231 152H233V151H231ZM119 152L117 151V154H118ZM122 153L124 154V152L122 151ZM131 155H133V154H135V153H133L132 151H131ZM143 153V152H142ZM212 153V152H211ZM220 153V152H219ZM219 153H217V154H219ZM103 154H104V152H103ZM121 154V153H120ZM130 154V153H129ZM140 154V153H139ZM148 154H149V150H148ZM151 154V153H150ZM161 154H163V153H161ZM160 154V155H161ZM167 154H169V153H167ZM172 154V153H171ZM174 154H176V153H174ZM173 154V155H174ZM178 154V153H177ZM85 155V154H84ZM102 155V154H101ZM126 155V154H125ZM130 155V156H131ZM136 155V154H135ZM134 155V156H135ZM141 155V154H140ZM144 155V154H143ZM134 156H133V158H134ZM166 156V155H165ZM178 156V155H177ZM179 156H180V153H179ZM197 156H199V158L197 157ZM98 157H99V155L98 156H96L95 158H97V162H98ZM115 157H117V156H115ZM126 157V156H125ZM203 157V158H202ZM85 158V157H84ZM95 158L94 159H90V160H94V162H95ZM112 158H113V156H112ZM129 158L130 157H128V159L127 158H125V159H127V160H129ZM161 158L163 159V157L161 156ZM174 158H178V157H176V156H174ZM86 159V158H85ZM118 159H120L119 160V163H120V161H121V158H118ZM124 159V158H123ZM122 159V160H123ZM180 159H182V158H180ZM210 159H212V158H210ZM215 159V158H214ZM213 159V160H214ZM87 160H89V159H87ZM116 160V159H115ZM114 160V161H115ZM131 160H132V156H131ZM178 160V159H177ZM176 160V161H177ZM163 161H164V159H163ZM162 161V162H163ZM181 161V160H180ZM217 161V160H216ZM90 162V161H89ZM101 162V161H100ZM115 162H118V160L117 161H115ZM123 162H125V161H123ZM128 162V161H127ZM134 162H136L135 160H134ZM133 162V163H134ZM158 162V161H157ZM203 162V163H202ZM93 163V162H92ZM104 163V162H103ZM103 163H100L101 165L103 164ZM114 163V162H113ZM159 163H160V161H159ZM94 164V163H93ZM93 164H92V167L91 168H93L94 166H93ZM110 164V163H109ZM108 164V166H110ZM118 163H116V165H117ZM120 164H122V163H120ZM120 164H118V165H120ZM127 164V163H126ZM129 164H130V162H129ZM124 165V164H123ZM128 165V164H127ZM77 168H76V172L78 171L80 174H83V173H85V172H87V173H89V170H90V163H88L87 161H83V160H80V161H78L77 162ZM107 166V165H106ZM105 166V167H106ZM113 166V165H112ZM126 166V165H125ZM133 166V165H132ZM100 167H104V166H100ZM111 167V166H110ZM109 167V168H110ZM113 167H115V166H113ZM120 168H112V169H114L111 173H110V175H109V177H107V178H105L106 179V181H104V182H106L105 184H103V185H101L100 186V188H110V187H113V186H116V185H113V184H115V183H118L121 179L123 180L124 178H127L134 170H135V168H134V166L133 167H128V166H126V167H123L122 165L121 166H119ZM228 167H232V169H229ZM111 169V170H112ZM160 170V169H159ZM158 170V171H159ZM162 170V169H161ZM226 170V171H225ZM46 173L48 172V171H45ZM51 171H49V173H50ZM70 175H72L73 174V172L71 171L70 173H69ZM103 174V173H102ZM107 175V174H106ZM224 175V176H223ZM202 181H205V183H201ZM70 182V181H69ZM260 183V182H259ZM70 184H73V183H71L70 182ZM107 184V185H106ZM240 185H245V186H248V185H250L249 183H245V184H240ZM30 186H32V188L34 187L33 185H30ZM30 186L28 187L29 189H31L30 188ZM70 186H72V185H70ZM40 187V186H39ZM42 187H44V186H42ZM63 187V186H62ZM61 187V188H62ZM68 186H66V189H69V188H67ZM172 187V186H171ZM63 188H65V187H63ZM70 188H75V189H88V187H83V186H81L79 183H74V185L72 186V187H70ZM93 188H95V187H93ZM183 188V187H182ZM41 189V188H40ZM52 189H53V187H52ZM259 189V188H258ZM5 190H7V189H5ZM183 191H185V190H183ZM191 191H193V190H191ZM197 191V190H196ZM203 191V190H202ZM252 191V190H251ZM251 191L249 192L248 191V193L250 194L251 193ZM33 192V191H32ZM186 192V191H185ZM185 192H183V194L185 193ZM212 192V191H211ZM260 192V191H259ZM181 193H182V191H181ZM186 193H188V192H186ZM213 193V192H212ZM236 193V192H235ZM238 193V192H237ZM241 193V192H240ZM252 193H253V191H252ZM178 194V193H177ZM197 194V193H196ZM216 194V193H215ZM263 194V193H262ZM261 193L260 194H254L255 196H261L262 195ZM94 195V194H93ZM96 195V194H95ZM78 196V195H77ZM91 196H92V194H91ZM102 196V195H101ZM157 196V195H156ZM57 198H58V196H56ZM104 197H106L107 199H111V201H109V200H104L103 198ZM102 196V198L101 197H96L94 200H95V202L97 203V205H98V213H97V215H101V216H103L101 219H104V213L106 214V216H109L108 215V212L109 211H114V209L115 208H117L116 207V205H118V204H115V196H113V195H105V196ZM160 197H162V196H160ZM45 198V197H44ZM52 198V197H51ZM61 198V197H60ZM64 198V197H63ZM76 198V197H75ZM175 198V197H174ZM68 199V198H67ZM82 199V198H81ZM184 199V198H183ZM220 199V197H218V198H215V197H212V198H210L208 201H207V208L208 207H211V206H214L215 204H216V202H218V200ZM60 200V199H59ZM71 200V199H70ZM180 200H181V198H180ZM62 201V200H61ZM67 201H69V200H67ZM72 201V200H71ZM74 201H75V199H74ZM63 202H65L64 200H63ZM70 202V201H69ZM117 202V201H116ZM168 202V201H167ZM239 201L237 200L236 202H234L233 204H236V203H238ZM67 203V202H66ZM69 204H71V202L69 203ZM133 204V203H132ZM239 204V203H238ZM256 204H258V206L259 205H261L262 206V202H259L258 200H256ZM119 206V205H118ZM149 206V205H148ZM161 206V205H160ZM120 207V206H119ZM135 207H136V205H135ZM134 207V208H135ZM157 207V206H156ZM180 207V206H179ZM250 207V205L249 204H247L246 205V208L247 209H244L243 210V212L241 213V212H239L238 214H232V212H231V209H225V210H221L220 209V211L218 212L219 214H220V218L221 219H224L225 220V222H226V224H227V227H228V231H229V233H231V234H234V233H236V232H238V231H249V232H251V231H253L252 229V226L250 225V223H249V219H248V217H247V213L248 212H251V210H252V208H249ZM122 208V207H121ZM53 209V208H52ZM130 209V208H129ZM142 209V208H141ZM155 209V208H154ZM183 209V208H182ZM181 209V210H182ZM116 210V209H115ZM118 210V209H117ZM116 210V211H117ZM127 210V209H126ZM145 210V209H144ZM148 210V209H147ZM115 211V212H116ZM158 211V210H157ZM162 211V210H161ZM134 212V211H133ZM156 212V211H155ZM137 213V212H136ZM151 213V212H150ZM159 213V212H158ZM109 214H110V212H109ZM112 214H114V213H112ZM112 214H110V215H112ZM133 214V213H132ZM139 214V213H138ZM78 215V214H77ZM123 215V214H122ZM142 215V214H141ZM141 215H139V217L141 216ZM144 215V214H143ZM105 216V217H106ZM115 216V215H114ZM113 216V217H114ZM132 216H134V215H132ZM54 217V216H53ZM95 217V216H94ZM55 218V217H54ZM111 218V217H110ZM109 218V219H110ZM115 218V217H114ZM116 218H118L117 216H116ZM121 218V217H120ZM154 218V217H153ZM153 218H151V219H153ZM159 218V217H158ZM53 219V218H52ZM95 219V218H94ZM156 219H157V217H156ZM163 219V218H162ZM177 219H179V218H177ZM50 220V219H49ZM105 220V219H104ZM104 220L102 221V222H104ZM120 220V219H119ZM121 220H122V218H121ZM173 220V219H172ZM96 221V220H95ZM106 221H107V218H106V220H105V223H103V226H104V224H106ZM129 222H130V220H128ZM168 221V220H167ZM98 222V221H97ZM102 222H100L99 224H96L97 225V227H99L100 226V224L102 223ZM108 222V221H107ZM112 222V221H111ZM110 222V223H111ZM53 223V222H52ZM94 223V222H93ZM116 223V222H115ZM149 223V222H148ZM151 223V222H150ZM170 223V222H169ZM181 223V222H180ZM108 224H109V222H108ZM114 224V223H113ZM117 224V223H116ZM115 224V225H116ZM164 224V223H163ZM94 225V224H93ZM99 225V226H98ZM102 225V224H101ZM144 225V224H143ZM156 224H154V226H155ZM162 225V224H161ZM51 226V225H50ZM106 227H105V229H107L108 227L110 228V224H109V226H107V224L105 225ZM148 226V225H147ZM96 227V226H95ZM95 227H94V229L93 230H95ZM102 228V227H101ZM117 228H118V226H117ZM120 228V227H119ZM100 229V228H99ZM158 229V228H157ZM87 230V229H86ZM93 230L92 231H90V234H92L91 232H93ZM108 230V229H107ZM153 230V229H152ZM151 230V232H153ZM255 230H257V231H253L254 233H258L263 239H264V225L262 226V227H260V229L258 230V229H255ZM75 231H76V229H75ZM96 231H98V230H96ZM112 231V230H111ZM117 231H118V229H117ZM86 232V231H85ZM85 232H84V236H86L87 235V233H86V235H85ZM100 233L102 232L101 231V229H100V231H99ZM114 232H116V230L114 231ZM120 232H122V231H120ZM75 233V232H74ZM74 233H72V234H74ZM107 233V232H106ZM50 234H52V232L50 233ZM49 234V235H50ZM59 234L60 233H58V236H59ZM79 234V233H78ZM95 234V233H94ZM111 234V233H110ZM119 234V233H118ZM125 234V233H124ZM156 234V233H155ZM61 235V234H60ZM93 235V234H92ZM154 235V234H153ZM55 236H57V235H55ZM63 236V235H62ZM75 236V235H74ZM90 236V235H89ZM94 236H96V235H93V237ZM76 237H78L77 235H76ZM91 237V236H90ZM92 237V238H93ZM110 237H111V235H110ZM115 237V236H114ZM60 238V237H59ZM66 238V237H65ZM87 238H88V236H87ZM56 239H58V238H56ZM55 239V240H56ZM68 239V238H67ZM67 239H65V240H67ZM62 240V239H61ZM70 240V239H69ZM74 240V239H73ZM73 240H70V241H73ZM89 240H92V239H89ZM89 240H88V242H89ZM110 240V239H109ZM30 241V240H29ZM59 241V240H58ZM57 241V242H58ZM69 241V242H70ZM129 241H131V240H129ZM32 242V241H31ZM61 242H63V240L61 241ZM92 241H90V243H91ZM97 242L99 243V240H97ZM67 243V242H66ZM79 243V242H78ZM87 243V242H86ZM95 243H96V241H95ZM106 243V242H105ZM240 243V242H239ZM242 243V242H241ZM14 244V243H13ZM27 244V243H26ZM34 244V243H33ZM89 244V243H88ZM87 244V245H88ZM100 244H102V242L101 243H99V245ZM42 245V244H41ZM40 245V248L42 247ZM75 245V244H74ZM93 245V244H92ZM103 245V244H102ZM105 245V244H104ZM109 245V244H108ZM122 245V244H121ZM65 246H67V245H65ZM72 246V245H71ZM89 246V245H88ZM97 246V245H96ZM17 247V246H16ZM22 247V246H21ZM86 247V246H85ZM132 247V246H131ZM13 248V247H12ZM27 248H28V246H27ZM35 248V247H34ZM33 248V249H34ZM48 248V247H47ZM71 248V247H70ZM86 248H89L90 249V247H86ZM85 248V249H86ZM101 248V247H100ZM242 248V247H241ZM19 249V248H18ZM17 249V250H18ZM46 249V248H45ZM44 249V250H45ZM57 249V248H56ZM84 249V248H83ZM17 250H15L14 251V248H13V251H10L8 254H9V256L7 255H5L6 257L5 258H7V259H3V260H6V262L4 263V264H14L13 263V261L15 260V259H17L16 258V256L15 255H18V257H20V256H22V252L24 251L23 249L21 250L22 252L21 253H19ZM37 250V249H36ZM44 250H42V252L43 253H45L47 250H50V249H47L46 251H44ZM119 250V249H118ZM51 251V250H50ZM74 251V250H73ZM84 252H83V254H86L85 252V250H83ZM99 251V250H98ZM104 251V250H103ZM112 251V250H111ZM32 252V251H31ZM31 252H29V253H31ZM34 252V251H33ZM107 252V251H106ZM50 253H53L52 251L51 252H49L48 254L46 253V255H49ZM60 254H61V252H59ZM92 254V253H91ZM93 254H95V253H93ZM27 255V254H26ZM51 255V254H50ZM53 255V254H52ZM96 255V254H95ZM101 256V254H98V256ZM105 255V254H104ZM30 256V255H29ZM28 256V257H29ZM54 256H55V254H54ZM60 256V255H59ZM62 256V255H61ZM84 256V255H83ZM85 256H87V255H85ZM91 256V255H90ZM97 256V257H98ZM98 257V258H101V257ZM96 257V258H97ZM33 258H34V256H33ZM42 258H43V256H42ZM85 258H87V257H85ZM95 258V259H96ZM35 259V258H34ZM46 259H48V258H46ZM84 259V258H83ZM20 260V259H19ZM53 260H55L54 258H53ZM57 260V259H56ZM62 260H63V257H62ZM71 260V259H70ZM69 260V261H70ZM90 259H88V260H86V262H90L89 261ZM21 261V260H20ZM34 261V260H33ZM49 261H50V259H49ZM68 261V260H67ZM68 261V262H69ZM85 261V260H84ZM100 261V260H99ZM48 262V261H47ZM56 262V264H57V261H55ZM98 262V261H97ZM104 262H105V259H104ZM135 262V261H134ZM58 263H60V262H58ZM101 264V262H98V264ZM108 263V262H107ZM54 264V263H53ZM83 264H84V262H83ZM105 264V263H104Z\"/></svg>","mask_w":264,"mask_h":264},{"label":"water","instance_id":"water-1","mask_svg":"<svg viewBox=\"0 0 264 264\" xmlns=\"http://www.w3.org/2000/svg\"><path fill=\"white\" fill-rule=\"evenodd\" d=\"M52 1H67V0H37L41 4L37 5L36 19H18L9 21L12 24H5L9 19L0 20V28H6L0 30V34H11L10 28L17 26L20 29H32L35 34L32 39H18L11 38V36H0V42L14 43L19 47H46V48H63V47H80L88 45H99L101 42V28L105 26H111L113 24H124V20H62L61 13L57 4H47ZM84 1H97V0H84ZM120 3H126L120 2ZM252 3L254 1L252 0ZM262 3V2H258ZM74 5H66V7H82ZM154 4L149 5V8ZM113 7V6H112ZM117 7V6H114ZM135 5H128L124 8V11L131 10ZM110 7H105V4L101 6L100 11H108ZM144 8V7H143ZM142 9V8H141ZM14 15V14H11ZM18 29H15L17 31ZM39 38H42L45 45H37Z\"/></svg>","mask_w":264,"mask_h":264}]
</instances>
